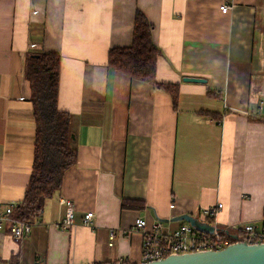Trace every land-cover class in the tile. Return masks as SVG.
Returning a JSON list of instances; mask_svg holds the SVG:
<instances>
[{
  "label": "crops",
  "instance_id": "obj_1",
  "mask_svg": "<svg viewBox=\"0 0 264 264\" xmlns=\"http://www.w3.org/2000/svg\"><path fill=\"white\" fill-rule=\"evenodd\" d=\"M225 1L234 7L223 14ZM138 10L160 51L157 81L179 86L176 107L108 67L110 50L132 45ZM43 53L60 56L57 108L72 116L76 164L30 234L0 230V264H140L142 234L125 233L137 219L176 228L218 203L221 226L262 217L264 0H0V213L23 201L32 172L24 69ZM62 199L75 205L69 230L58 227ZM110 231L123 233L113 247Z\"/></svg>",
  "mask_w": 264,
  "mask_h": 264
},
{
  "label": "trees",
  "instance_id": "obj_2",
  "mask_svg": "<svg viewBox=\"0 0 264 264\" xmlns=\"http://www.w3.org/2000/svg\"><path fill=\"white\" fill-rule=\"evenodd\" d=\"M152 31L153 26L138 10L132 45L110 50L108 67L131 80L148 83L165 92L176 107L179 86L157 81L160 51L153 42ZM24 72L31 89L36 143L33 168L24 199L13 207V216L21 221L35 222L43 213L47 200L60 190L65 173L76 164L77 155L71 139L72 116L57 108L60 56L54 53L29 54L25 60ZM256 119L264 122V118ZM122 207L139 209L141 205L129 201L123 202Z\"/></svg>",
  "mask_w": 264,
  "mask_h": 264
},
{
  "label": "built area",
  "instance_id": "obj_3",
  "mask_svg": "<svg viewBox=\"0 0 264 264\" xmlns=\"http://www.w3.org/2000/svg\"><path fill=\"white\" fill-rule=\"evenodd\" d=\"M233 5L225 1L220 11L223 14L233 9ZM31 44L30 48L34 49ZM258 111H264V100L258 105ZM257 117V116H256ZM60 205L65 207V218L58 223L61 230H69L73 227L75 216V205L70 200H60ZM174 208V205L170 206ZM223 209V204L215 206L201 212L204 221L213 226V233L200 231L189 223H183L176 228L164 226L160 221L156 222L152 228H148L144 219H137L132 231L142 234V255L141 263L147 264L154 261L164 260L170 256L191 254L196 252L219 251L234 242L233 237L237 235L241 240L249 244H264V212L259 220L251 222H240L233 226H221L217 220L219 213ZM14 208L9 206L4 212L0 213V230L4 225H8L12 238L21 241L26 235L30 234L36 222H25L13 216ZM94 213L90 212L84 216V225L91 226ZM235 234V235H233ZM119 235L123 233L110 231L109 246L113 247ZM44 264V263H42ZM108 264H127L124 260H117Z\"/></svg>",
  "mask_w": 264,
  "mask_h": 264
},
{
  "label": "water",
  "instance_id": "obj_4",
  "mask_svg": "<svg viewBox=\"0 0 264 264\" xmlns=\"http://www.w3.org/2000/svg\"><path fill=\"white\" fill-rule=\"evenodd\" d=\"M184 82L205 84L207 81L199 78H185ZM71 139H75L73 134ZM178 221H185L200 231L208 233H213L214 231L213 226L210 224L201 222L188 215L182 216ZM233 239L234 242L232 244L219 251L170 256L164 260L147 264H264V244H249L241 240L237 235Z\"/></svg>",
  "mask_w": 264,
  "mask_h": 264
},
{
  "label": "rangeland",
  "instance_id": "obj_5",
  "mask_svg": "<svg viewBox=\"0 0 264 264\" xmlns=\"http://www.w3.org/2000/svg\"><path fill=\"white\" fill-rule=\"evenodd\" d=\"M166 224H168V223H166Z\"/></svg>",
  "mask_w": 264,
  "mask_h": 264
}]
</instances>
